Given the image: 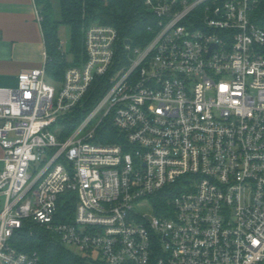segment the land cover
<instances>
[{
	"label": "built area",
	"instance_id": "1",
	"mask_svg": "<svg viewBox=\"0 0 264 264\" xmlns=\"http://www.w3.org/2000/svg\"><path fill=\"white\" fill-rule=\"evenodd\" d=\"M146 5V46L93 24L62 83L46 51L0 88V264H42L11 244L26 220L89 264H264V0ZM104 77L107 93L60 139L53 126ZM111 127L120 141L102 142Z\"/></svg>",
	"mask_w": 264,
	"mask_h": 264
},
{
	"label": "trees",
	"instance_id": "2",
	"mask_svg": "<svg viewBox=\"0 0 264 264\" xmlns=\"http://www.w3.org/2000/svg\"><path fill=\"white\" fill-rule=\"evenodd\" d=\"M42 28L44 31L46 51L49 59L46 63L48 81L62 83L67 69L79 66L85 58L84 42L86 31L90 25L102 24L114 27L120 37L121 45L130 40L133 47L146 46L153 37L152 28L157 18L146 5L147 0H58L60 6V21L54 17L55 0H35ZM59 24H68L72 30L73 61L69 62L63 51L59 36ZM121 53V52H120ZM110 88L108 77L98 78L92 85L83 107L74 109L66 117H61L58 124L61 128L60 139L68 137L94 109ZM120 133L115 128H108L102 142H119ZM167 196L157 198L155 202L160 214L161 208L167 207ZM74 201L65 205L62 199L59 202V214L68 212L67 218L72 220L75 209ZM13 247L21 252L34 253L40 256L42 264H89L84 257L77 256L68 250L61 238L49 231L46 227L26 220L22 229L16 231L11 239Z\"/></svg>",
	"mask_w": 264,
	"mask_h": 264
},
{
	"label": "crops",
	"instance_id": "3",
	"mask_svg": "<svg viewBox=\"0 0 264 264\" xmlns=\"http://www.w3.org/2000/svg\"><path fill=\"white\" fill-rule=\"evenodd\" d=\"M35 0H0V88H14L26 70L45 65L46 44ZM5 152L0 146V169Z\"/></svg>",
	"mask_w": 264,
	"mask_h": 264
},
{
	"label": "rangeland",
	"instance_id": "4",
	"mask_svg": "<svg viewBox=\"0 0 264 264\" xmlns=\"http://www.w3.org/2000/svg\"><path fill=\"white\" fill-rule=\"evenodd\" d=\"M53 4H54V11H55L54 17L60 21V19H61V13H60L59 1L58 0H55ZM59 36H60L61 41H62L63 51L65 52V54H66V56L68 58V61L69 62H72L73 61V54H72V48L71 47H72V40L73 39H72V30H71V27L68 24H59ZM99 119H100V117H98L95 120V123ZM92 127H93V125L90 126L88 128V130L92 129ZM74 196H75L74 194H70L69 196L68 195H65L64 198L65 199H68V198H73ZM4 202H5L4 196H0V211L2 210L3 206H5L4 205ZM68 250H70V249H68Z\"/></svg>",
	"mask_w": 264,
	"mask_h": 264
},
{
	"label": "water",
	"instance_id": "5",
	"mask_svg": "<svg viewBox=\"0 0 264 264\" xmlns=\"http://www.w3.org/2000/svg\"><path fill=\"white\" fill-rule=\"evenodd\" d=\"M130 43H131V41H130V40H127V41H126V44H127V45H129Z\"/></svg>",
	"mask_w": 264,
	"mask_h": 264
}]
</instances>
